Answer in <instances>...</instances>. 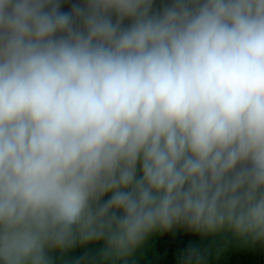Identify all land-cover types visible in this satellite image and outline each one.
I'll list each match as a JSON object with an SVG mask.
<instances>
[{"label":"clouds","instance_id":"clouds-1","mask_svg":"<svg viewBox=\"0 0 264 264\" xmlns=\"http://www.w3.org/2000/svg\"><path fill=\"white\" fill-rule=\"evenodd\" d=\"M65 2L0 0V264L264 245V0Z\"/></svg>","mask_w":264,"mask_h":264},{"label":"trees","instance_id":"trees-1","mask_svg":"<svg viewBox=\"0 0 264 264\" xmlns=\"http://www.w3.org/2000/svg\"><path fill=\"white\" fill-rule=\"evenodd\" d=\"M76 0H67L63 10H68ZM164 0H156L160 6ZM99 245H89L88 251L95 253ZM205 254V264H264V245H244L231 237H200L182 230L167 234H153L129 259V264H176V260L190 248ZM85 249L77 248L65 257L72 264Z\"/></svg>","mask_w":264,"mask_h":264}]
</instances>
